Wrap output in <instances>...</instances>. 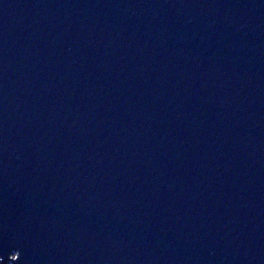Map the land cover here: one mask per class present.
I'll list each match as a JSON object with an SVG mask.
<instances>
[{"label": "water", "instance_id": "95a60500", "mask_svg": "<svg viewBox=\"0 0 264 264\" xmlns=\"http://www.w3.org/2000/svg\"><path fill=\"white\" fill-rule=\"evenodd\" d=\"M0 264H264V0H0Z\"/></svg>", "mask_w": 264, "mask_h": 264}]
</instances>
